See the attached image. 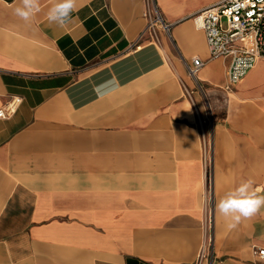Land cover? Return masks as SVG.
<instances>
[{
	"label": "crops",
	"instance_id": "1",
	"mask_svg": "<svg viewBox=\"0 0 264 264\" xmlns=\"http://www.w3.org/2000/svg\"><path fill=\"white\" fill-rule=\"evenodd\" d=\"M156 1L170 35L134 49L143 0H78L63 27L55 0L28 22L0 0V107L22 98L0 121V264H254L264 208L229 228L217 204L264 195V62L226 91L193 18L221 0Z\"/></svg>",
	"mask_w": 264,
	"mask_h": 264
},
{
	"label": "built area",
	"instance_id": "2",
	"mask_svg": "<svg viewBox=\"0 0 264 264\" xmlns=\"http://www.w3.org/2000/svg\"><path fill=\"white\" fill-rule=\"evenodd\" d=\"M143 2L146 26L132 48L137 49L144 42L161 47L159 33L170 35L172 25L164 20L156 0ZM193 18L205 33L211 58L229 61L226 91H231L259 62H264V0H221L202 9ZM205 65L200 58L186 63L189 76L199 87L197 76ZM21 103L22 98L12 96L0 107V121L13 117ZM208 218L212 223L210 210ZM252 259L254 264H264V247H254Z\"/></svg>",
	"mask_w": 264,
	"mask_h": 264
},
{
	"label": "clouds",
	"instance_id": "3",
	"mask_svg": "<svg viewBox=\"0 0 264 264\" xmlns=\"http://www.w3.org/2000/svg\"><path fill=\"white\" fill-rule=\"evenodd\" d=\"M78 0H55L49 7L47 18L50 23L63 27L71 20L72 13L77 11ZM15 15L25 22L33 19L41 11L40 0H20V6L15 8ZM120 87L115 75L111 80L94 89L102 95L101 89L115 91ZM252 179L242 182L230 191L217 204V210L225 217H231L229 228H235L243 219L250 218L264 208V195H259L260 189L254 188Z\"/></svg>",
	"mask_w": 264,
	"mask_h": 264
},
{
	"label": "rangeland",
	"instance_id": "4",
	"mask_svg": "<svg viewBox=\"0 0 264 264\" xmlns=\"http://www.w3.org/2000/svg\"><path fill=\"white\" fill-rule=\"evenodd\" d=\"M223 25H224V27H225V26H226V23L224 22Z\"/></svg>",
	"mask_w": 264,
	"mask_h": 264
}]
</instances>
